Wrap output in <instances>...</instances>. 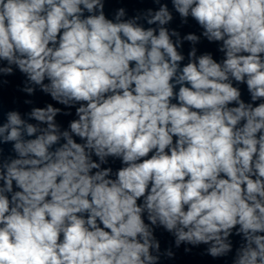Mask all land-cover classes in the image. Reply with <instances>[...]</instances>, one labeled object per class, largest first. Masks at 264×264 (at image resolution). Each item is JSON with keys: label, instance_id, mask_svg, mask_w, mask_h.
Returning <instances> with one entry per match:
<instances>
[{"label": "clouds", "instance_id": "1", "mask_svg": "<svg viewBox=\"0 0 264 264\" xmlns=\"http://www.w3.org/2000/svg\"><path fill=\"white\" fill-rule=\"evenodd\" d=\"M111 2L0 0V264H264V0Z\"/></svg>", "mask_w": 264, "mask_h": 264}]
</instances>
